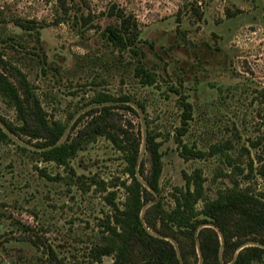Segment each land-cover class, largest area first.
<instances>
[{"label": "rangeland", "instance_id": "1", "mask_svg": "<svg viewBox=\"0 0 264 264\" xmlns=\"http://www.w3.org/2000/svg\"><path fill=\"white\" fill-rule=\"evenodd\" d=\"M74 1L86 17H91L93 25L102 29L114 23L105 16L113 5L133 15L146 61L158 73L159 81L144 88L129 69L109 71L102 67L113 57L99 29L89 28L79 35L71 24H58L56 0H0V10L7 17L18 15L42 27L39 42L22 34L20 43L27 51L9 50V55L28 67L24 71L50 118L69 122L63 142L74 137L100 109L94 103L98 95L109 94L116 99L111 105L123 123H130L135 132L140 130V160L148 172L151 162L145 144L146 120L164 133L159 141L172 134L162 147L160 197L164 206H174V193L186 186L185 174L196 169H202L207 180L206 197L214 199L223 186L222 179L214 182V178L224 167L216 159L187 161L181 156V147L174 140L181 120V96L172 88L194 105L191 131L184 137L190 147H207L237 133L240 145L248 146L250 140L264 135V106L252 104L256 91L264 90V0ZM9 29L19 32L12 25ZM33 53L46 61L45 72ZM123 97L132 100L125 103ZM223 102L224 107L220 105ZM16 116L0 96V127L2 118L15 122ZM34 151L35 142L23 136H11L0 143V264L48 261L43 252L23 242L31 235L23 226L52 245L64 264H86L88 238L102 215L104 202L100 195L82 197L76 188L69 192L63 183L42 177L40 170L53 176L67 173L54 164L40 162ZM72 166L79 175L126 179L122 155L105 139L80 152ZM251 183L256 193H264V178L258 176ZM120 196L122 199L123 191ZM197 207L201 210L203 203ZM178 236L181 239V234ZM79 239L82 242H76ZM170 241L178 249L177 242ZM197 256L201 261L199 248ZM102 264H113V259L105 258Z\"/></svg>", "mask_w": 264, "mask_h": 264}, {"label": "trees", "instance_id": "2", "mask_svg": "<svg viewBox=\"0 0 264 264\" xmlns=\"http://www.w3.org/2000/svg\"><path fill=\"white\" fill-rule=\"evenodd\" d=\"M56 3L58 24H71L79 35L89 28L99 29L113 57L102 67L109 71L110 68L129 69L144 88L158 83L159 75L146 61L141 31L133 15L113 5L105 16L114 23L102 29L100 25H93L91 17H86L76 7V1L56 0ZM10 25L20 33L10 32ZM41 29L37 21L18 15L7 17L0 10V96L17 114L15 122L1 119L0 143L7 142L11 136L26 137L35 142L34 155L40 162L54 164L67 173L66 176L60 173L53 176L40 170L42 177L63 183L69 192L76 188L82 197L101 196L104 208L88 238L86 264H102L105 258H112L113 264H264V193H256L251 183L258 176L264 178V135L250 140L248 146L240 145L241 136L237 133L233 138L207 144V147H190L184 137L191 131L194 105L189 97L172 88L181 96L180 126L174 132L181 156L187 161L216 159L224 169H218L215 175L214 182L222 179L223 186L217 190L214 199L206 197L207 180L203 170L196 169L190 175L185 174V188H177L173 195L174 206L167 209L160 197L164 169L162 147L172 134L167 133L168 137L159 141L164 133L153 129L146 120L145 144L151 162L148 172L140 160V130L135 132L130 123L125 125L111 105L116 99L100 93L94 102L101 106L100 109L90 115L91 120L74 137L63 142L69 122L50 118L24 71L28 67L9 55V50L27 51L20 43L22 34L39 42ZM33 54L35 62L45 72L44 58L39 53ZM122 100L130 103L132 99L123 97ZM256 103L264 106V90L256 91L252 104ZM220 105L224 107V102ZM140 107L145 111L144 105ZM98 139L110 142L122 155L126 179L107 180L99 175L76 172L72 161ZM199 203H203L201 210L197 207ZM20 226L18 224L17 228ZM23 229L26 234H31L23 242L43 252L48 260L44 264H64L52 245L33 234L32 229L25 226ZM171 239L177 242L178 249Z\"/></svg>", "mask_w": 264, "mask_h": 264}]
</instances>
